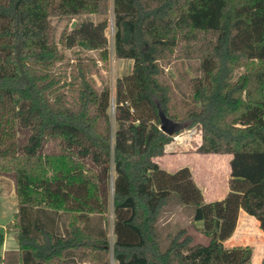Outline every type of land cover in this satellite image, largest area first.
Segmentation results:
<instances>
[{"label": "trees", "instance_id": "1", "mask_svg": "<svg viewBox=\"0 0 264 264\" xmlns=\"http://www.w3.org/2000/svg\"><path fill=\"white\" fill-rule=\"evenodd\" d=\"M108 1L0 0V167L16 178L21 263L111 264L112 254L116 264H254L251 246L224 240L241 208L264 231V0H114L116 56L133 60L117 79L115 128L110 87L94 79L98 59L58 67L65 53L51 24L52 15H105ZM107 26L82 20L70 44L105 61ZM176 52L200 59L182 110L161 62ZM161 109L201 128L197 151L232 153L224 198L205 201L188 166L155 160L174 137ZM53 141L59 150L47 151ZM173 193L194 206L207 243L181 229L163 247L157 222Z\"/></svg>", "mask_w": 264, "mask_h": 264}, {"label": "rangeland", "instance_id": "2", "mask_svg": "<svg viewBox=\"0 0 264 264\" xmlns=\"http://www.w3.org/2000/svg\"><path fill=\"white\" fill-rule=\"evenodd\" d=\"M104 18L108 19V26L105 29V34L108 38L107 48L109 53L108 59L105 61L100 58L99 49H89L81 41H73L74 43L70 44L71 39H73L72 31L78 22L82 20L99 22ZM51 24L54 40L65 53V59L58 63V67H70L69 64L73 63V61L79 57H93L98 59L99 69L94 73V79L96 85L100 89L105 85L110 87L111 104L108 111L111 114L113 127L115 128L117 79L132 71L133 60L121 59L116 56L114 39V0L108 1V11L105 15H52ZM161 62L165 66V74L163 77L167 82L172 84L174 89V101L177 103L178 109L182 110L185 100L189 98L191 93L190 78L200 74V72L197 71L200 65V59L196 54L191 57H186L184 54L176 52L175 55H172L170 60H163ZM241 70L244 71L245 68ZM181 129L179 133L174 135V142L167 149L165 156L167 161L169 163L174 161V163L178 165L190 164L194 166L192 175L195 181L197 180L196 182L199 186L203 184L204 187H207L209 190L212 189V186L219 188L223 185L224 187L228 181L226 178L229 177V174H224V162L211 158L196 160L192 157L191 153L195 151L199 143V126L195 125L190 129L183 126ZM46 150L57 151L59 150V146L53 141L47 145ZM204 187L203 189L201 187L202 192ZM72 192L81 198L85 196V191L81 188L76 187ZM75 203V199L69 201L70 205H74ZM18 209L19 198L16 190V178L13 173L3 171L0 167V233L4 236L0 251V264H19L20 261L19 250L14 249L17 247L16 238L18 237L19 231ZM106 214L108 217V236L113 246L115 241L114 208L111 198ZM193 215L194 206L181 203L177 194L173 193L168 204L163 208L157 222V229L162 239L163 247L169 244L171 239L169 235L171 236L181 229H185L188 234L192 235L194 243H206L209 241V237L202 229L203 227H199L201 223H196L193 219ZM110 260L111 264H116L112 254ZM82 264H89V261L85 260Z\"/></svg>", "mask_w": 264, "mask_h": 264}, {"label": "crops", "instance_id": "3", "mask_svg": "<svg viewBox=\"0 0 264 264\" xmlns=\"http://www.w3.org/2000/svg\"><path fill=\"white\" fill-rule=\"evenodd\" d=\"M199 130H200L199 140H198L199 143H198L197 147L202 142V131H201L200 127H199ZM173 142H174V140H172L170 143H168L166 145L165 153L163 155L155 157V160L169 171H175L178 168L182 167L183 165H188L191 168V171L193 173L194 166H192L190 164L178 165V164H175L174 161L172 163H169L167 161V159L165 157L166 152H167L168 147ZM197 147L195 148V151L191 153L192 157L194 159H196V160H198V159L205 160V159H209V158L217 159L220 162H224V168H223L224 174L225 173L229 174V177L226 178V180H228V181L226 182L224 187H223V185H222V187H219V188H215L212 186V189L209 190V189H207V187L205 188L203 184H202V186L200 185V187H202V189L204 187V190H203L204 200L208 202V201H214L217 199L224 198L228 194V192L230 191L229 181H230V174H231L230 162H231V158L233 156L232 153H216V152L202 153V152L197 151ZM195 222L201 223V225H199L200 228L203 227L202 221H195ZM16 239H17V241H16L17 247L14 249L19 250L18 237ZM200 243H204V242H200ZM224 245L227 247H233V246H239V245L251 246L252 247L251 261L254 264H260L264 259V231L260 226V221L254 215L249 214L246 210L241 208L240 212H239L238 221H237L235 231L233 232V234L228 239L224 240ZM19 260H20V258H19ZM19 264H22L21 261H19Z\"/></svg>", "mask_w": 264, "mask_h": 264}, {"label": "water", "instance_id": "4", "mask_svg": "<svg viewBox=\"0 0 264 264\" xmlns=\"http://www.w3.org/2000/svg\"><path fill=\"white\" fill-rule=\"evenodd\" d=\"M161 116V129H163L166 133L174 136L178 130H180L184 124L182 122L174 121L170 119L165 112L161 109L160 110Z\"/></svg>", "mask_w": 264, "mask_h": 264}]
</instances>
